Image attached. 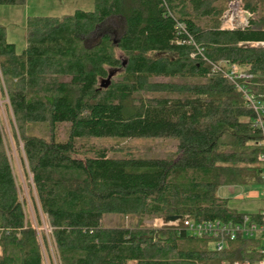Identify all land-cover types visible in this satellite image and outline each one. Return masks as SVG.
I'll use <instances>...</instances> for the list:
<instances>
[{
	"label": "trees",
	"instance_id": "1",
	"mask_svg": "<svg viewBox=\"0 0 264 264\" xmlns=\"http://www.w3.org/2000/svg\"><path fill=\"white\" fill-rule=\"evenodd\" d=\"M226 2L94 0L91 10L27 17L21 52L0 24L11 136L60 264H254L261 257L258 236L238 235L217 249L212 237L144 223L169 215L260 220V212L241 211L216 192L260 184L262 168L256 114L224 73L236 65L251 74L237 82L264 102V0H242L247 24L223 29ZM98 28L105 30L89 42ZM101 137L173 138L176 148L144 157L90 141ZM9 148L0 123V264H43ZM108 214L129 221L105 224Z\"/></svg>",
	"mask_w": 264,
	"mask_h": 264
},
{
	"label": "rangeland",
	"instance_id": "2",
	"mask_svg": "<svg viewBox=\"0 0 264 264\" xmlns=\"http://www.w3.org/2000/svg\"><path fill=\"white\" fill-rule=\"evenodd\" d=\"M224 11L220 15V25L224 24L226 27L240 26L248 21L251 17H238L229 19L230 12L233 10L232 3H238V7L244 9L242 0H236L238 2H230L232 0H226ZM94 7V0H26L21 4H0V24L5 28V38L8 42L15 45V50L21 52L25 47V35H26V20L29 16H62L73 13L76 9L91 10ZM239 14V11H238ZM113 24H108L105 28L112 31L116 20H113ZM118 28V27H117ZM104 28H98L90 37L89 42L96 40L103 33ZM117 36V34H112ZM113 75V73H112ZM112 77V76H111ZM111 79V78H110ZM102 80V79H101ZM101 82V81H100ZM110 83V82H109ZM3 82L0 78V123L2 130L9 143V155L11 158L13 173L15 175L16 183L20 191L21 199L24 202V210L26 217L31 225L37 230L39 234L40 244L43 250V264H60L55 247L52 244L50 226L46 219V216L38 209L35 208V203L31 198L33 193L35 199L36 194L32 185L28 181V176L25 172V162L21 158V152H19L20 145L15 143V140L11 136V124L13 118L8 106V99L3 93ZM64 125H60L58 129L59 137H63ZM94 145L106 146L109 150H127L131 149L134 153L140 154L144 157H165L173 153L176 148V141L173 138H135L128 141H119L113 137L107 138H94L90 140ZM120 148V149H118ZM31 182V181H30ZM249 187L258 188L257 183L227 186L222 185L217 188V195L228 198L230 206L236 207L240 210H253L256 206H264V199L254 201L249 198L238 196L243 193L242 189ZM32 192V193H31ZM37 205V204H36ZM105 224H126L129 218L108 214L104 216ZM166 218L163 216L154 217L144 221L146 225L159 226L165 223ZM161 223V224H160ZM45 241V244L42 243Z\"/></svg>",
	"mask_w": 264,
	"mask_h": 264
},
{
	"label": "built area",
	"instance_id": "3",
	"mask_svg": "<svg viewBox=\"0 0 264 264\" xmlns=\"http://www.w3.org/2000/svg\"><path fill=\"white\" fill-rule=\"evenodd\" d=\"M236 0H232L235 2ZM238 2V1H236ZM233 10L230 12V20L234 19L236 16L244 17L246 16V10L238 7V3H232ZM239 11V14H238ZM247 24L244 23L240 25L243 27ZM178 26L184 29V24L178 23ZM238 26V25H236ZM223 29L233 28L235 26L226 27L221 23ZM184 42V41H183ZM262 44V43H259ZM219 69V68H218ZM230 80H232L235 85L244 93V97L248 101L249 105L252 107L256 114L255 122L261 129L262 137L259 142L260 152L258 155V160L260 161L261 168V178H260V197L264 199V102L255 99L253 96L249 95L243 87L237 82L238 79H245L251 76L246 71L241 70L236 65H230L229 70L224 73ZM260 220H252L248 215L242 218V221L235 222L232 220H221V219H207V220H195L190 216H184L182 218L177 217L174 220H166L165 223H160L162 225L171 226H181L190 235L195 237L209 236L213 238L212 244L217 249H222L227 245L229 240L235 239L238 235L253 237L258 236L261 238V245L259 247V253L261 257L254 264H264V209L260 212ZM165 217V216H164ZM51 232V227H50ZM232 264H249L248 262L235 261Z\"/></svg>",
	"mask_w": 264,
	"mask_h": 264
},
{
	"label": "crops",
	"instance_id": "4",
	"mask_svg": "<svg viewBox=\"0 0 264 264\" xmlns=\"http://www.w3.org/2000/svg\"><path fill=\"white\" fill-rule=\"evenodd\" d=\"M258 186H259L258 188L249 187L247 189H242L243 193L241 192V195L238 197L241 198L242 196H245L249 198L250 200H253L255 203V201L262 199L260 197V184H258ZM263 209H264L263 204L262 205L258 204L256 208H254L253 210H250L249 212H261L263 211ZM241 211L246 212L247 210H241Z\"/></svg>",
	"mask_w": 264,
	"mask_h": 264
},
{
	"label": "water",
	"instance_id": "5",
	"mask_svg": "<svg viewBox=\"0 0 264 264\" xmlns=\"http://www.w3.org/2000/svg\"><path fill=\"white\" fill-rule=\"evenodd\" d=\"M249 16V12H246V17ZM112 76V73H109L108 76L106 78H103L100 82V87H106L109 85L110 82V78ZM179 216L177 215H169V216H165L166 220H174L175 218H177Z\"/></svg>",
	"mask_w": 264,
	"mask_h": 264
}]
</instances>
